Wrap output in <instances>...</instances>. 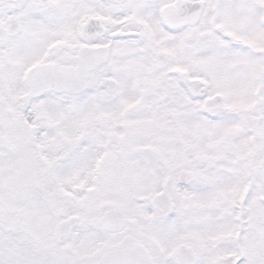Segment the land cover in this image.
Returning <instances> with one entry per match:
<instances>
[{
	"label": "snow or ice",
	"instance_id": "1",
	"mask_svg": "<svg viewBox=\"0 0 264 264\" xmlns=\"http://www.w3.org/2000/svg\"><path fill=\"white\" fill-rule=\"evenodd\" d=\"M0 264H264V0H0Z\"/></svg>",
	"mask_w": 264,
	"mask_h": 264
}]
</instances>
